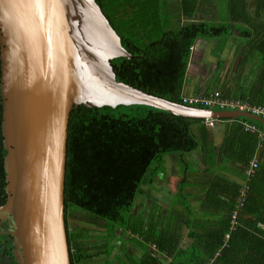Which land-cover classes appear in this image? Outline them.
<instances>
[{
	"label": "trees",
	"instance_id": "1",
	"mask_svg": "<svg viewBox=\"0 0 264 264\" xmlns=\"http://www.w3.org/2000/svg\"><path fill=\"white\" fill-rule=\"evenodd\" d=\"M95 2L131 55L111 61L116 81L176 103H182L183 96H192L184 90L196 39L229 35L241 25L264 29V0ZM220 11L227 16L220 17ZM130 107L142 108L143 112L134 117L114 116L113 108L84 105L70 112L64 211L71 264H93V256L87 255L83 246L92 234L88 226L100 223L106 235L99 245L105 248L110 264L117 229L138 235L149 247L140 260H128V264H164L158 257L172 260L175 256L180 259L167 264H264V141L246 132L243 123L261 130L264 126L246 118L214 120V125L232 123L218 140L214 125L208 127L204 120L177 117L145 106ZM1 122L0 96V206L7 200V152ZM237 141L245 148L235 147ZM193 153H200L203 162L189 176V164L182 159L184 154ZM169 155H178L175 163L184 165L179 193L191 201L198 200L199 210H187L184 218L178 214L162 228L156 224L146 227L132 214L140 186L147 175L152 176L149 182L153 183L158 169H151V165ZM252 161L257 166L250 172ZM223 164L247 174L246 179L235 182L223 178L217 173ZM192 187H199L203 195L192 199V192L185 191ZM182 226L187 231L186 247H181ZM11 229L9 217L0 216V264H19L14 237L5 232ZM119 256V262L127 258L126 254Z\"/></svg>",
	"mask_w": 264,
	"mask_h": 264
},
{
	"label": "water",
	"instance_id": "2",
	"mask_svg": "<svg viewBox=\"0 0 264 264\" xmlns=\"http://www.w3.org/2000/svg\"><path fill=\"white\" fill-rule=\"evenodd\" d=\"M130 58L95 0H0L6 203L19 264H71L64 211L67 130L80 106H145L194 120L246 118L172 102L116 81Z\"/></svg>",
	"mask_w": 264,
	"mask_h": 264
},
{
	"label": "crops",
	"instance_id": "3",
	"mask_svg": "<svg viewBox=\"0 0 264 264\" xmlns=\"http://www.w3.org/2000/svg\"><path fill=\"white\" fill-rule=\"evenodd\" d=\"M262 19L264 20V16ZM248 32H250L251 35H248ZM218 38H198L194 42L193 48H191V54L186 73L184 94H210L213 91H219L227 99L244 100L252 105L264 107V29L253 27L250 28V26L241 25L237 30L230 33L228 37L223 40V42L219 43L218 41L214 40ZM216 44H220L221 55H218V58L215 59V57H212L207 53L209 51H213V47ZM220 63L222 68L220 67ZM218 66L221 69V75L217 78L215 70ZM211 84L216 85L212 87ZM231 126V122L215 123L213 128L216 131L217 139L221 140L223 137V131L230 129ZM261 131L264 133V130ZM234 146L238 148H245V146H243L242 142L240 141L235 142ZM258 147H261L260 143L258 144ZM192 161L194 164H196V166L198 164L202 165L203 157L200 153H193ZM174 164H176L175 161ZM174 164L170 163L169 165L173 166ZM217 173H221L219 175H221L223 178H227L235 182L244 181L247 175L239 172L227 164L219 165ZM185 191L192 192V199L200 198L203 195V192L199 187L186 188ZM143 194V192H140L137 196L138 199L141 197L140 202H142L146 208V213H144L142 217L143 220L140 222L145 223L146 227H153L154 225L152 224H156L158 228H162L163 226L159 222L160 219L158 222L157 220L154 222V213H158L159 210L155 209L153 211L152 209L148 208V206L153 205L155 208L157 207L154 204V199L148 198L149 196ZM192 202L194 204L192 211L197 213L200 206L199 202L198 200ZM138 211L139 205H136L132 213L134 218L137 217ZM165 217L166 212L164 211L159 218L162 219ZM88 227L92 231V234L84 241L85 246L83 247L86 254L93 256V264H110V262L107 260L106 254L104 253L105 248L99 245L103 243L105 239V226H103V223H100L97 227ZM155 232L157 231H153V233ZM118 233L119 232L117 231L115 232L113 244L119 247L121 244L119 243L118 245V242L115 240L116 234ZM128 235L130 234L128 233ZM131 236L133 235H130L129 237ZM131 239H133V237ZM130 251L133 253V255H137V261L143 256L141 248H137L135 251L133 246ZM116 252L117 251L113 252L112 264L120 263L118 259H120L122 256H119V253ZM158 260L164 264H167L171 261V259H164L163 257H158ZM126 264H128V262Z\"/></svg>",
	"mask_w": 264,
	"mask_h": 264
},
{
	"label": "rangeland",
	"instance_id": "4",
	"mask_svg": "<svg viewBox=\"0 0 264 264\" xmlns=\"http://www.w3.org/2000/svg\"><path fill=\"white\" fill-rule=\"evenodd\" d=\"M219 15L220 17L227 16L226 13L223 11H220ZM226 37H228V35H223L221 36V38L219 37L218 39H214V40L220 43V42H223V40L226 39ZM207 54L212 57H215V59L218 58V55L219 56L221 55L220 44H216L213 47V51H209ZM220 67L222 68L221 63H220ZM220 67L218 66L215 70L216 72L215 74L217 78L220 77L221 75ZM215 85L216 84H211L212 87ZM142 112H143L142 108L130 107V106H118L116 108H113L111 113L114 116L127 115L128 117H134V116L140 115ZM174 157H176V159H179L178 155L177 156L169 155V156H165L161 162H154L151 165V169H158V173L156 174V177H153L154 178L153 183L149 182L150 177L152 176L147 175L146 179L140 186L141 193L143 192L144 194L149 196L148 198L154 199V204L157 207L155 208L153 205V206H148V208L152 209L153 211L155 209L159 210L158 213H154L155 214L154 222H156V220L158 222L160 219L159 222L161 225L165 223L166 224L170 223L172 221V217L179 216L178 214L182 215L183 217L184 215H186L187 210L192 211L194 208L193 202L189 200L190 197L186 196L185 194L182 196L179 193L180 190H179L178 183L184 177V172H183L184 165L181 162H177L176 164H174ZM182 160L189 164V169H188L189 176L192 175V172L194 171L193 168H199V165L196 166V164L193 163L192 154H184ZM170 163L171 164L173 163L174 165L170 166L169 165ZM140 201H141V197L139 199L137 198L135 202V206L139 205L138 215L135 220L139 222L143 220L142 217L144 213H146V210H145L146 208L144 207L143 203ZM164 211L167 213V217L162 218V219L159 218L160 217L159 213L164 212ZM124 215L128 217V213H125ZM191 218H192V215H191ZM118 230L119 229L115 231H118ZM180 230L182 233L181 247H186L188 245L187 231L185 230L184 226L180 227ZM129 236L130 235H128L125 229H120L119 233L116 234L115 240L118 242L117 243L118 245L119 243L121 245L119 247L114 246L113 251H117L116 253H119L121 255L126 254L127 256V258H124V260H122V262H120L119 264H126L128 262V259L132 263L137 262L136 260L137 255L136 254L133 255V253L130 251V249L133 246H134L135 251L137 250V248L139 249L141 248L142 253L145 252L146 249L149 248L148 245L142 240V238L138 237V235H133L131 237ZM132 237L133 239H131ZM178 259H180L179 256H175L174 258H172L171 261L174 262V261H177ZM132 263H129V264H132Z\"/></svg>",
	"mask_w": 264,
	"mask_h": 264
},
{
	"label": "built area",
	"instance_id": "5",
	"mask_svg": "<svg viewBox=\"0 0 264 264\" xmlns=\"http://www.w3.org/2000/svg\"><path fill=\"white\" fill-rule=\"evenodd\" d=\"M182 104L187 106H202L204 109H210L214 111H226V112H237V113H247L253 116L259 117L264 120V107L252 105L244 100L237 99H227L219 91H213L209 96L203 95H192L183 96ZM208 127L214 125V120H204ZM244 130L246 132L255 134L260 141H264V133L254 124H249L247 122L243 123ZM256 162L251 164L250 172L256 168ZM236 211L233 213L232 218L235 221ZM232 222L234 226L235 222ZM228 235H226V238Z\"/></svg>",
	"mask_w": 264,
	"mask_h": 264
},
{
	"label": "flooded vegetation",
	"instance_id": "6",
	"mask_svg": "<svg viewBox=\"0 0 264 264\" xmlns=\"http://www.w3.org/2000/svg\"><path fill=\"white\" fill-rule=\"evenodd\" d=\"M14 252L16 253V252H18V251L14 250Z\"/></svg>",
	"mask_w": 264,
	"mask_h": 264
}]
</instances>
